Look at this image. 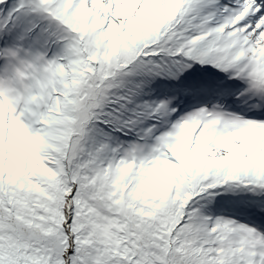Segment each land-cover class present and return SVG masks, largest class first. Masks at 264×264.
Masks as SVG:
<instances>
[{"label": "snow or ice", "instance_id": "obj_1", "mask_svg": "<svg viewBox=\"0 0 264 264\" xmlns=\"http://www.w3.org/2000/svg\"><path fill=\"white\" fill-rule=\"evenodd\" d=\"M0 264H264V0H0Z\"/></svg>", "mask_w": 264, "mask_h": 264}]
</instances>
